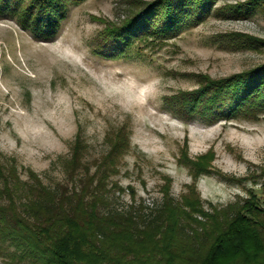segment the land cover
Listing matches in <instances>:
<instances>
[{
	"label": "rangeland",
	"instance_id": "374dc122",
	"mask_svg": "<svg viewBox=\"0 0 264 264\" xmlns=\"http://www.w3.org/2000/svg\"><path fill=\"white\" fill-rule=\"evenodd\" d=\"M149 1L69 4L47 39L0 15V163L13 164L22 181L30 169L50 188L80 183L64 170L79 133L89 172L98 166L104 173L102 212L142 214L163 192L183 201L191 189L205 210L249 191L263 198L264 114L206 121L183 114L178 102L201 88L204 76L226 77L264 61V7L214 0L174 33L138 36L123 54L102 56L104 33ZM236 3H247V14L235 15ZM115 141L123 143L119 153L108 167L98 165ZM3 247L0 264H29Z\"/></svg>",
	"mask_w": 264,
	"mask_h": 264
},
{
	"label": "trees",
	"instance_id": "16d2710c",
	"mask_svg": "<svg viewBox=\"0 0 264 264\" xmlns=\"http://www.w3.org/2000/svg\"><path fill=\"white\" fill-rule=\"evenodd\" d=\"M80 1L0 0V15L15 17L33 36L47 39L57 32L68 5ZM213 1H149L107 30L98 52L115 57L138 36L174 33L203 16ZM247 3L231 9L245 15ZM251 4L264 7V0ZM205 79L201 88L178 102L183 114L206 121L264 114V61L226 77ZM73 142L64 170L71 179L77 175L80 183L69 187L50 188L30 169L22 181L13 164L0 163V253L6 243L12 247L6 253L29 264H264V167L259 172L261 199L249 191L242 200L205 210L191 189L194 195L183 201L163 192L159 205L142 214L132 209L102 212L99 185L104 173L98 166L89 172L79 133ZM122 146L115 141L98 165L108 162V167Z\"/></svg>",
	"mask_w": 264,
	"mask_h": 264
}]
</instances>
